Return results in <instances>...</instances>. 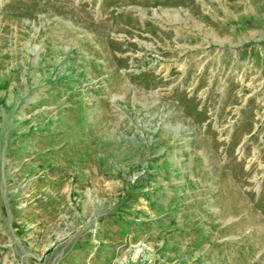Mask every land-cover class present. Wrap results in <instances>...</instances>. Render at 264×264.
Segmentation results:
<instances>
[{"label":"rangeland","instance_id":"374dc122","mask_svg":"<svg viewBox=\"0 0 264 264\" xmlns=\"http://www.w3.org/2000/svg\"><path fill=\"white\" fill-rule=\"evenodd\" d=\"M0 264H264V0H0Z\"/></svg>","mask_w":264,"mask_h":264}]
</instances>
